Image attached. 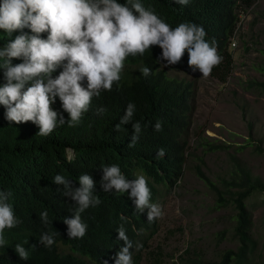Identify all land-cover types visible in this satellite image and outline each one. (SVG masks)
<instances>
[{"label":"trees","instance_id":"16d2710c","mask_svg":"<svg viewBox=\"0 0 264 264\" xmlns=\"http://www.w3.org/2000/svg\"><path fill=\"white\" fill-rule=\"evenodd\" d=\"M257 0H189L180 5L175 0H140L146 9H151L173 29L181 23H195L206 30V40L214 38L222 63L215 67L211 77L226 83L234 71V53L230 51L231 41L240 21V11L252 8ZM130 5V0H117ZM138 15V14H137ZM29 32V29H25ZM20 33L11 36L0 30V48ZM46 38L47 33L41 34ZM162 49L153 46L143 56H129L125 61L119 84L112 91H101L93 97L89 109L83 113L75 126L65 123L48 136H40L39 127L31 121L16 124L6 119V109L0 105V190L11 191V204L16 216L22 221L17 227L4 230L7 244L0 247V264H115L117 253L124 246L118 239L117 229L122 225L126 235L133 242V264H141L146 246L141 244L143 236L149 233L155 220L147 219L148 209L136 210L130 193L104 192L101 188L103 167L118 165L129 180L144 175L151 190V203L160 197L162 186L172 190L183 176L187 162L189 139L185 136L194 100L193 83L187 77H169L167 70L189 75L188 53L180 63L165 66L160 61ZM22 60H13V64ZM149 67L152 74L147 78L141 69ZM62 69L53 73L59 75ZM6 83L2 62H0V87ZM264 86V83L258 84ZM86 86V82H85ZM129 103L136 106L131 121L117 131L116 125ZM53 110L64 112L59 97ZM106 109L101 112L100 109ZM141 122L142 131L134 143L132 124ZM162 123V130L155 131L154 125ZM250 144V143H248ZM73 156L69 162V152ZM163 149L165 155L158 157ZM218 149V148H217ZM216 150V148H212ZM259 152L264 150L258 147ZM90 175L95 184V195L101 204L90 207L82 213V220L88 225L83 238L69 239L64 218L71 217L75 202L63 195L62 185L54 183L57 174L74 182L79 187V177ZM198 176L218 196V207L233 205L236 210L234 235L239 242L236 250H228L218 262H204L200 258L187 259V264H254V258H261L259 243L254 238V217L247 201L256 190H264L259 181H253L249 172L243 171L240 189L230 193L219 189L201 166ZM48 212L50 224L45 226L40 213ZM43 232H56V243L51 249L39 240ZM25 241H28L25 244ZM17 244L23 245L29 256L23 260L15 251ZM35 246V247H33Z\"/></svg>","mask_w":264,"mask_h":264},{"label":"clouds","instance_id":"9594fccd","mask_svg":"<svg viewBox=\"0 0 264 264\" xmlns=\"http://www.w3.org/2000/svg\"><path fill=\"white\" fill-rule=\"evenodd\" d=\"M175 2L187 5L189 0ZM0 30L9 36L20 33L0 48L6 80L0 87V105L5 107L8 121L16 124L31 121L39 127L40 136H48L65 123L70 127L78 124L93 97H99L102 90L110 92L114 84H119L126 59L143 56L153 46L162 49L159 60L167 61L165 66L180 63L187 51L189 67L193 72L198 70L204 78L223 61L215 39L206 40L202 25L181 23L173 29L140 0H130V5L117 0H0ZM43 33H47L46 38H42ZM13 60L22 62L13 64ZM58 69L62 71L53 77ZM141 72L146 78L152 74L149 67H143ZM57 97L70 120L53 110ZM135 110L136 106L129 103L120 124L116 125L117 131L131 121ZM132 128L134 143L142 131L141 122L132 124ZM154 129L161 131L162 123L158 121ZM66 151L71 162L73 151ZM157 155L163 157L164 150L160 149ZM102 171L104 192L114 189L117 193H130L137 211L144 213L148 209L149 222L163 215L162 206L150 202L152 194L144 175L129 180L118 165L103 167ZM54 183L62 185L63 195L75 202L71 217L63 221L68 227L67 236L83 238L88 225L81 214L101 204L94 194L93 178L82 174L80 186L75 187L73 181L57 174ZM11 196V191L0 190V247L7 244L4 230L22 223L8 203ZM40 220L45 226L50 224L47 211L40 213ZM117 232L124 246L117 253L115 264H133L130 250L134 244L122 225ZM56 235V232H43L39 242L51 249ZM135 247L142 245L136 243ZM15 251L27 260L29 251L23 245L17 244Z\"/></svg>","mask_w":264,"mask_h":264},{"label":"rangeland","instance_id":"374dc122","mask_svg":"<svg viewBox=\"0 0 264 264\" xmlns=\"http://www.w3.org/2000/svg\"><path fill=\"white\" fill-rule=\"evenodd\" d=\"M234 71L226 83L198 70L186 75L167 70L169 77H187L194 87L192 112L185 136L189 139L183 176L167 191L162 186L157 204L163 215L155 219L154 235H144L141 264H187V259L219 262L228 250H236V210L219 208L216 192L197 174L206 176L228 194L239 190L243 171L264 186V0H257L240 21L233 36ZM232 44V43H231ZM250 143V144H248ZM216 148V150H212ZM218 148V149H217ZM254 217V238L264 264V190L247 201Z\"/></svg>","mask_w":264,"mask_h":264},{"label":"built area","instance_id":"2783aa9c","mask_svg":"<svg viewBox=\"0 0 264 264\" xmlns=\"http://www.w3.org/2000/svg\"><path fill=\"white\" fill-rule=\"evenodd\" d=\"M231 45L233 46V47H236V41L234 40V39H232V41H231Z\"/></svg>","mask_w":264,"mask_h":264}]
</instances>
